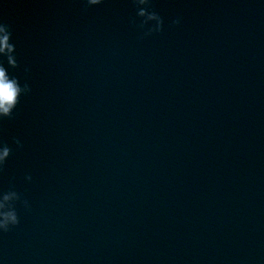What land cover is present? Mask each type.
<instances>
[{
  "label": "water",
  "instance_id": "1",
  "mask_svg": "<svg viewBox=\"0 0 264 264\" xmlns=\"http://www.w3.org/2000/svg\"><path fill=\"white\" fill-rule=\"evenodd\" d=\"M151 3L0 0V264H264V0Z\"/></svg>",
  "mask_w": 264,
  "mask_h": 264
},
{
  "label": "clouds",
  "instance_id": "2",
  "mask_svg": "<svg viewBox=\"0 0 264 264\" xmlns=\"http://www.w3.org/2000/svg\"><path fill=\"white\" fill-rule=\"evenodd\" d=\"M103 0H86V6L91 7L99 5ZM137 8L138 17L143 18L139 27L145 28L149 22H154L153 26L144 32V36L152 35L163 30V19L152 9L151 0H132ZM134 23V21H133ZM179 19L174 20L173 24H179ZM11 31L7 25H0V56L5 57L7 64L11 68H17L18 62L15 56V45L10 42ZM28 69H25L27 72ZM31 92V88L27 82L21 86L19 79L10 76L4 67L3 61H0V119L13 117L14 109L19 103L22 94L27 95ZM17 148H22L23 144L19 139H14ZM12 149L6 144H0V172L4 170ZM31 180V176L26 177ZM17 201H21V194L12 189L0 196V231L8 232L12 227L19 224V217L15 208ZM24 207H29L27 200L22 201Z\"/></svg>",
  "mask_w": 264,
  "mask_h": 264
}]
</instances>
